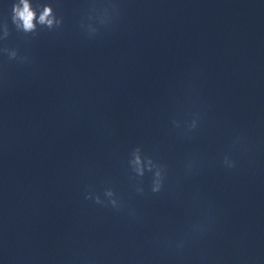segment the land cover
Wrapping results in <instances>:
<instances>
[{
    "label": "clouds",
    "instance_id": "1",
    "mask_svg": "<svg viewBox=\"0 0 264 264\" xmlns=\"http://www.w3.org/2000/svg\"><path fill=\"white\" fill-rule=\"evenodd\" d=\"M38 9L39 14H38ZM11 21L12 24L15 26V29L17 31L23 32L24 34H37L38 32V26L43 29L46 28L48 30H52L54 28H58L62 21L61 19H58L56 14L53 11V8L49 4L44 5H37L36 8L33 7L31 0H15V2L12 4L11 9ZM95 29H92V32H95ZM9 35V28L7 22L3 25V38H7ZM4 51L8 52V55L11 59L17 58V52L15 50L9 51L8 49H4ZM23 59V58H21ZM195 125V122H193V126ZM138 151V150H137ZM225 163L228 164L229 167H234L235 165L233 163H229L227 158H225ZM136 164L137 167L135 171L139 175L144 174V165L141 162L140 156H136ZM148 169L151 170L154 165L152 164V161L148 160ZM156 180L154 181V186L152 188L153 192H158L161 187V172L159 169L155 172ZM105 195L109 198H112L114 193L111 190H107ZM90 198V197H86ZM110 204L114 208H119L118 202L116 199H110ZM96 203H102L99 197H96Z\"/></svg>",
    "mask_w": 264,
    "mask_h": 264
}]
</instances>
